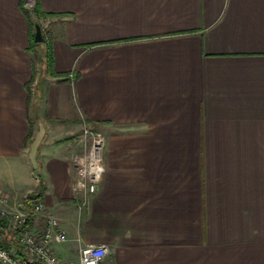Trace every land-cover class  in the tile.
Listing matches in <instances>:
<instances>
[{
  "label": "crops",
  "instance_id": "0c3cea01",
  "mask_svg": "<svg viewBox=\"0 0 264 264\" xmlns=\"http://www.w3.org/2000/svg\"><path fill=\"white\" fill-rule=\"evenodd\" d=\"M39 4L69 80L28 50L27 0H0V190L12 208L42 189L43 214L69 236L54 246L65 264L87 243L109 246L101 264H264V0ZM84 124L107 141L81 207Z\"/></svg>",
  "mask_w": 264,
  "mask_h": 264
},
{
  "label": "built area",
  "instance_id": "2783aa9c",
  "mask_svg": "<svg viewBox=\"0 0 264 264\" xmlns=\"http://www.w3.org/2000/svg\"><path fill=\"white\" fill-rule=\"evenodd\" d=\"M29 2V0H28ZM82 153L73 157L77 178L74 191L82 196L81 207L87 206L90 196L97 192L105 172L104 147L106 137L101 130L84 124L82 130ZM45 203L35 200L32 213L44 215ZM29 209L14 210L7 194L0 190V264H65L55 251V244L64 243L69 236L60 228L57 217L45 216L41 229L26 227ZM13 230L16 243L5 244L3 232ZM110 248L106 244L87 243L81 247L78 264H101ZM76 261V262H77ZM74 262V264L76 263Z\"/></svg>",
  "mask_w": 264,
  "mask_h": 264
},
{
  "label": "trees",
  "instance_id": "16d2710c",
  "mask_svg": "<svg viewBox=\"0 0 264 264\" xmlns=\"http://www.w3.org/2000/svg\"><path fill=\"white\" fill-rule=\"evenodd\" d=\"M25 12L29 19L30 31H29V47L28 50L31 52H35L40 58L44 60L45 71L51 74L52 76H57L61 78V81L69 80V75L64 74L60 75L59 73L55 72L54 70V57L52 52V45L51 41L48 38V33L46 28L43 27V20L50 16V14L44 12L39 4V0H36V4L34 8H29L26 6ZM36 24H40L42 27V32L44 36V41L41 43L35 42V31H36ZM41 49V50H40ZM34 62V59H33ZM33 69L35 70V63H33ZM42 190V189H41ZM40 189L35 190L33 193L29 194L25 199V204L29 209L30 213L27 219L26 227H32L35 215L32 213V204L35 200H43L42 199V191ZM5 244H12L16 243L15 237L12 235L10 240H7L5 237Z\"/></svg>",
  "mask_w": 264,
  "mask_h": 264
},
{
  "label": "water",
  "instance_id": "95a60500",
  "mask_svg": "<svg viewBox=\"0 0 264 264\" xmlns=\"http://www.w3.org/2000/svg\"><path fill=\"white\" fill-rule=\"evenodd\" d=\"M35 42L37 43H41L44 41V36H43V32H42V27L40 24H36V31H35Z\"/></svg>",
  "mask_w": 264,
  "mask_h": 264
},
{
  "label": "rangeland",
  "instance_id": "374dc122",
  "mask_svg": "<svg viewBox=\"0 0 264 264\" xmlns=\"http://www.w3.org/2000/svg\"><path fill=\"white\" fill-rule=\"evenodd\" d=\"M35 4H36V0H29V2H28V0H27V6L29 7V8H34V6H35ZM43 25V24H42ZM44 27V26H43ZM103 132V131H102ZM104 133V135H105V137H106V141H107V136H106V134H105V132H103ZM106 144V143H105ZM80 153H82V152H80ZM11 200V199H10ZM82 200V199H81ZM42 218V219H41ZM39 220H40V222H42V225H43V223H44V216H41L40 215V218H39ZM42 225H41V227H42ZM9 230H12V229H10L9 228ZM6 231H4L3 232V234H4V237H5V235H6ZM10 233V232H9ZM67 249V248H66ZM65 249V250H66Z\"/></svg>",
  "mask_w": 264,
  "mask_h": 264
}]
</instances>
